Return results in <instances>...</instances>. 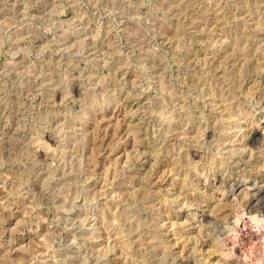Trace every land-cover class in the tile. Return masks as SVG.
<instances>
[{
	"label": "rangeland",
	"instance_id": "obj_1",
	"mask_svg": "<svg viewBox=\"0 0 264 264\" xmlns=\"http://www.w3.org/2000/svg\"><path fill=\"white\" fill-rule=\"evenodd\" d=\"M0 194V264H264V0H0Z\"/></svg>",
	"mask_w": 264,
	"mask_h": 264
},
{
	"label": "bare ground",
	"instance_id": "obj_2",
	"mask_svg": "<svg viewBox=\"0 0 264 264\" xmlns=\"http://www.w3.org/2000/svg\"><path fill=\"white\" fill-rule=\"evenodd\" d=\"M35 43V42H34ZM80 70V69H79ZM220 70V69H219ZM32 89V88H31ZM120 90V89H119ZM29 92V91H28ZM57 123V122H56ZM36 151V150H35ZM36 155V154H35ZM136 166V165H135ZM253 191V190H252ZM1 195V194H0ZM3 206V205H2ZM14 206V205H13ZM8 207V206H7ZM257 235H259V234H257ZM250 239V238H249ZM258 239V238H257ZM256 239V240H257ZM255 241V240H254ZM15 242V241H14ZM259 243V242H258ZM12 246V245H11ZM43 254V253H42ZM38 255V254H37ZM91 258V257H90ZM106 263V262H105Z\"/></svg>",
	"mask_w": 264,
	"mask_h": 264
}]
</instances>
